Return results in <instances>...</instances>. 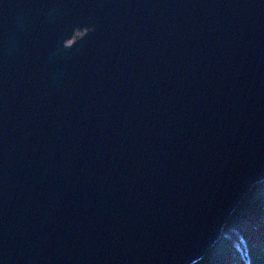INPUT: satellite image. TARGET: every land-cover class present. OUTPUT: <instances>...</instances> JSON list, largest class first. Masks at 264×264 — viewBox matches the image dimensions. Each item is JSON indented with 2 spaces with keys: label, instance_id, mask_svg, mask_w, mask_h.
I'll use <instances>...</instances> for the list:
<instances>
[{
  "label": "water",
  "instance_id": "obj_1",
  "mask_svg": "<svg viewBox=\"0 0 264 264\" xmlns=\"http://www.w3.org/2000/svg\"><path fill=\"white\" fill-rule=\"evenodd\" d=\"M263 181L264 0H0V264H195Z\"/></svg>",
  "mask_w": 264,
  "mask_h": 264
},
{
  "label": "trees",
  "instance_id": "obj_2",
  "mask_svg": "<svg viewBox=\"0 0 264 264\" xmlns=\"http://www.w3.org/2000/svg\"><path fill=\"white\" fill-rule=\"evenodd\" d=\"M195 264H264V181L246 194L221 238Z\"/></svg>",
  "mask_w": 264,
  "mask_h": 264
},
{
  "label": "rangeland",
  "instance_id": "obj_3",
  "mask_svg": "<svg viewBox=\"0 0 264 264\" xmlns=\"http://www.w3.org/2000/svg\"><path fill=\"white\" fill-rule=\"evenodd\" d=\"M81 34L80 33H77L74 38L76 39L77 37H79Z\"/></svg>",
  "mask_w": 264,
  "mask_h": 264
},
{
  "label": "built area",
  "instance_id": "obj_4",
  "mask_svg": "<svg viewBox=\"0 0 264 264\" xmlns=\"http://www.w3.org/2000/svg\"><path fill=\"white\" fill-rule=\"evenodd\" d=\"M78 38V37H77Z\"/></svg>",
  "mask_w": 264,
  "mask_h": 264
}]
</instances>
